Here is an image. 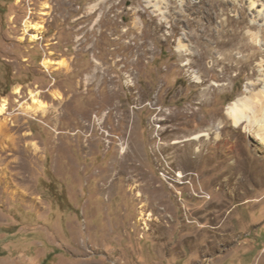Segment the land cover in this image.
<instances>
[{
  "label": "rangeland",
  "instance_id": "1",
  "mask_svg": "<svg viewBox=\"0 0 264 264\" xmlns=\"http://www.w3.org/2000/svg\"><path fill=\"white\" fill-rule=\"evenodd\" d=\"M240 10L254 48L201 57ZM263 85L264 0H0V264H264L261 114H226Z\"/></svg>",
  "mask_w": 264,
  "mask_h": 264
},
{
  "label": "bare ground",
  "instance_id": "2",
  "mask_svg": "<svg viewBox=\"0 0 264 264\" xmlns=\"http://www.w3.org/2000/svg\"><path fill=\"white\" fill-rule=\"evenodd\" d=\"M217 5L219 7H222L223 9H225V7L228 5V2L227 1H219L217 3ZM153 6L157 7V9L159 10L156 3ZM147 7L150 8V6H147ZM244 22H245V14L242 10H240L237 17H227L226 19L222 20L220 22L218 28L213 33L211 32V29L208 26L206 28V32L209 33L208 36L211 38V40H206L201 44V49H202L201 57H212L213 58V56H214L213 55V49H215V48L221 49V50H224L226 48H230V49L231 48H238L240 50L241 49L249 50L251 48H254V46H252L250 43L246 42V39L248 37H250L253 40L257 36L254 33H249L247 36L242 34L240 26ZM28 28L29 29H36V27H34L33 25H31V26L28 25ZM249 28L253 29L254 26H249ZM134 31H136V29ZM258 55H261V53H258V52L255 53L254 52L251 54L249 53L247 55H242L239 59H235L233 57L231 51H228L227 53L223 54V57L221 59H214L213 63L214 64L215 63L223 64V66H224L223 71L224 70L228 71L232 68H238L239 70L240 69L243 70V69H246L249 65H251L253 58L258 56ZM182 57H183V54L180 52L179 58H182ZM214 64L212 66L213 70H214ZM43 65H44V67H49L50 63H49V61H45V62H43ZM16 92H18V90H16ZM203 92H205V91H203ZM31 100H32V102L29 105L22 107L21 111H23V112L32 111L33 112L35 110H39V109L41 110L44 108L43 103L38 99V97L36 95H31ZM190 105H192V104H190ZM186 110H188V109H186ZM248 110L252 111V112H259L261 114L260 118H254V120H252V122L254 121V123H256L260 127V130L257 129L258 131H256L255 134H256L258 139L263 141L264 136H262L261 131L264 130V85L262 86L260 91H258L255 94L253 93V95L251 94L250 98L237 97L233 102H231L226 107V114H228L232 118L234 123H239L244 118L247 121H250L249 118L246 116V111H248ZM6 111H7V102L5 99H3L0 103V115L5 114ZM7 120L6 121H0V135L1 136L7 135L8 131L10 130ZM201 136L205 137L206 134H200V135L198 134V135H196V136H194L188 140H192V141L198 140V138ZM200 140H202V139H200ZM200 143H202V142L200 141ZM26 151L27 152L30 151L29 144L26 147ZM0 163L4 164L7 167L10 165L11 162H6L5 159H1ZM14 169H15V166L10 167L11 172ZM17 173H13L12 177H15L17 175Z\"/></svg>",
  "mask_w": 264,
  "mask_h": 264
}]
</instances>
